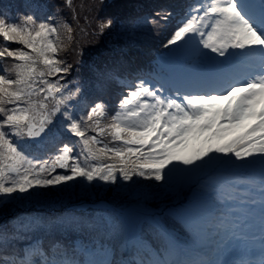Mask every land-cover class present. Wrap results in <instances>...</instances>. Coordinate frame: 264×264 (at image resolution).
I'll use <instances>...</instances> for the list:
<instances>
[{
    "label": "snow or ice",
    "instance_id": "snow-or-ice-1",
    "mask_svg": "<svg viewBox=\"0 0 264 264\" xmlns=\"http://www.w3.org/2000/svg\"><path fill=\"white\" fill-rule=\"evenodd\" d=\"M55 7L0 9V264H264V0H94L88 60Z\"/></svg>",
    "mask_w": 264,
    "mask_h": 264
},
{
    "label": "rangeland",
    "instance_id": "rangeland-1",
    "mask_svg": "<svg viewBox=\"0 0 264 264\" xmlns=\"http://www.w3.org/2000/svg\"><path fill=\"white\" fill-rule=\"evenodd\" d=\"M94 0H73V5L77 10H79L81 20L80 25L77 27L76 23H72V26L76 28V31L74 32L75 42L83 44L84 50H85V60H88L90 58V52L93 49L101 50L103 51V43L107 40L109 45L110 43L115 42V36L109 35L107 32L104 36H97L92 35V33L95 32V24L96 20L93 19L92 23L85 24L83 17L86 13H88V6L92 4ZM126 2H129L128 5L130 8L135 7L140 4H145L146 0H128ZM50 3L55 5L56 7L53 8V11H56V8L60 9L59 15L62 19L67 21L68 17L72 16V10L65 6V0H50ZM89 15H94L91 13H88ZM85 28V31L83 33L80 32L79 28ZM105 47V46H104ZM105 49H108L107 47ZM62 56L69 61L70 63H73L75 66V61L77 60L76 54L69 50L66 54L62 53ZM4 207L3 204L0 203V208ZM18 211V210H17Z\"/></svg>",
    "mask_w": 264,
    "mask_h": 264
},
{
    "label": "trees",
    "instance_id": "trees-1",
    "mask_svg": "<svg viewBox=\"0 0 264 264\" xmlns=\"http://www.w3.org/2000/svg\"><path fill=\"white\" fill-rule=\"evenodd\" d=\"M126 1H128V0H126ZM131 1H134V0H131ZM161 1L162 0H146V5H150V4H160L161 3ZM127 3H129V2H127ZM73 20H72V16H70V17H68V19H67V22L68 23H71ZM108 41L106 40L104 43H103V46L107 43ZM111 46L113 45V44H110ZM16 47V46H15ZM57 171H62V170H60V169H58ZM2 204V203H1ZM18 211H22V210H18Z\"/></svg>",
    "mask_w": 264,
    "mask_h": 264
}]
</instances>
